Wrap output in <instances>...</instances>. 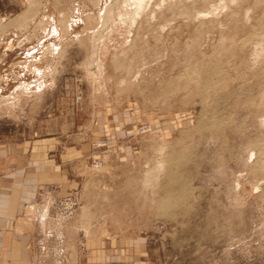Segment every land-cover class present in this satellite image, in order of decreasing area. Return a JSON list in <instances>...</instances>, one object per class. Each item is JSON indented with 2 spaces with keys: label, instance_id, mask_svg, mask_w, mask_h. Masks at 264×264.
Wrapping results in <instances>:
<instances>
[{
  "label": "rangeland",
  "instance_id": "374dc122",
  "mask_svg": "<svg viewBox=\"0 0 264 264\" xmlns=\"http://www.w3.org/2000/svg\"><path fill=\"white\" fill-rule=\"evenodd\" d=\"M27 140L57 176L33 264H264V0H0V143Z\"/></svg>",
  "mask_w": 264,
  "mask_h": 264
},
{
  "label": "crops",
  "instance_id": "0c3cea01",
  "mask_svg": "<svg viewBox=\"0 0 264 264\" xmlns=\"http://www.w3.org/2000/svg\"><path fill=\"white\" fill-rule=\"evenodd\" d=\"M45 141L0 143V264H33L29 240L32 223L39 221L42 201L52 193L56 174L44 150ZM86 264H143L142 253L131 251L130 259L108 250H92ZM125 262V263H122ZM79 264H85L80 261Z\"/></svg>",
  "mask_w": 264,
  "mask_h": 264
},
{
  "label": "bare ground",
  "instance_id": "6f19581e",
  "mask_svg": "<svg viewBox=\"0 0 264 264\" xmlns=\"http://www.w3.org/2000/svg\"><path fill=\"white\" fill-rule=\"evenodd\" d=\"M157 203V202H156Z\"/></svg>",
  "mask_w": 264,
  "mask_h": 264
}]
</instances>
